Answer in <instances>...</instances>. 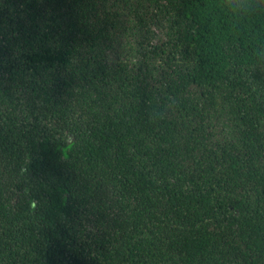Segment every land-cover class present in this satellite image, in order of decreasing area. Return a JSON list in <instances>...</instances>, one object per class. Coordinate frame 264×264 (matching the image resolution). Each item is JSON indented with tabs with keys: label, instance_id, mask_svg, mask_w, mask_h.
<instances>
[{
	"label": "trees",
	"instance_id": "16d2710c",
	"mask_svg": "<svg viewBox=\"0 0 264 264\" xmlns=\"http://www.w3.org/2000/svg\"><path fill=\"white\" fill-rule=\"evenodd\" d=\"M0 264H264V0H0Z\"/></svg>",
	"mask_w": 264,
	"mask_h": 264
},
{
	"label": "rangeland",
	"instance_id": "374dc122",
	"mask_svg": "<svg viewBox=\"0 0 264 264\" xmlns=\"http://www.w3.org/2000/svg\"><path fill=\"white\" fill-rule=\"evenodd\" d=\"M152 36H153L154 38H159V33H158L157 31H154L153 34H152ZM153 37H152V38H153Z\"/></svg>",
	"mask_w": 264,
	"mask_h": 264
}]
</instances>
